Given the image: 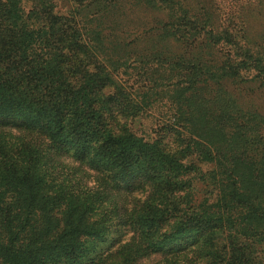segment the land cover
Segmentation results:
<instances>
[{
  "label": "trees",
  "instance_id": "trees-1",
  "mask_svg": "<svg viewBox=\"0 0 264 264\" xmlns=\"http://www.w3.org/2000/svg\"><path fill=\"white\" fill-rule=\"evenodd\" d=\"M205 1L0 0V264H99L111 228L119 264H264V40Z\"/></svg>",
  "mask_w": 264,
  "mask_h": 264
},
{
  "label": "rangeland",
  "instance_id": "rangeland-1",
  "mask_svg": "<svg viewBox=\"0 0 264 264\" xmlns=\"http://www.w3.org/2000/svg\"><path fill=\"white\" fill-rule=\"evenodd\" d=\"M204 2V0H200ZM210 1V2H209ZM205 1V3L210 6L212 12L217 18V21L222 23L229 15H237V21L240 22L243 26L242 28L246 29V32L253 39H261L264 40V0H209ZM139 13V12H138ZM237 27V28H241ZM158 45L163 48H169L171 40L167 38V36L158 37ZM173 45V44H172ZM179 48H183V44H178ZM176 45V46H177ZM148 43L146 44V47ZM175 46V45H174ZM189 46V45H186ZM195 66H199V62L192 60ZM192 66V65H190ZM192 73H198L196 69H190ZM142 73L143 70L141 69ZM189 71V70H187ZM141 74V73H140ZM133 75V74H132ZM142 75V74H141ZM123 80L124 86H128L132 84V81L136 76L124 75ZM144 76V74H143ZM255 103L259 105L260 111L264 114V93L257 94L254 97ZM157 133V130H155ZM168 141V138L166 139ZM111 228L106 233L101 241L96 243L93 248L94 252L92 257H94L95 261H100L99 264H119L125 258L126 254L130 249H127L126 242L132 236L130 230H120ZM188 240L186 237H181L179 240L173 241L168 245H164L161 250H152V248H148L146 246H142L140 251L143 255H136L137 258L134 259L133 263L130 264H166L168 262H189L190 258L193 256L189 248L183 250L184 248H179L177 252L169 251V246H177L182 244V246L186 245V241ZM146 247L147 249H143ZM128 250V251H126ZM134 253V251H133ZM84 264V263H83Z\"/></svg>",
  "mask_w": 264,
  "mask_h": 264
}]
</instances>
